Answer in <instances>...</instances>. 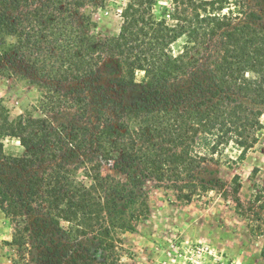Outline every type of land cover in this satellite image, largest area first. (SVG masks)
<instances>
[{"label": "trees", "instance_id": "16d2710c", "mask_svg": "<svg viewBox=\"0 0 264 264\" xmlns=\"http://www.w3.org/2000/svg\"><path fill=\"white\" fill-rule=\"evenodd\" d=\"M108 3L0 0V80L36 86L45 114L12 117L0 97V210L14 224L8 243L46 248L36 264H124L118 234L148 219L147 181L186 187L191 202L207 160L196 143L211 139L215 153L234 142L244 157L264 128V8L171 0L167 12L129 0L120 31L106 35L91 10ZM64 108L77 116L55 124L50 113ZM9 138L22 153L6 152Z\"/></svg>", "mask_w": 264, "mask_h": 264}, {"label": "rangeland", "instance_id": "374dc122", "mask_svg": "<svg viewBox=\"0 0 264 264\" xmlns=\"http://www.w3.org/2000/svg\"><path fill=\"white\" fill-rule=\"evenodd\" d=\"M128 1L109 0L105 10H91L96 31L106 35L118 33L122 24L120 12ZM158 3L162 9L172 12L171 0H158ZM262 8L264 0H228L224 12L231 10L239 15L244 10ZM183 44L184 38L173 43V53L178 54ZM115 68L116 61L112 59L103 65L106 72ZM143 75L138 72L137 81ZM0 97L4 98L12 117L25 110L34 116L45 115L38 108L39 90L25 81L1 79ZM260 108L264 125V105ZM77 114L78 110L64 108L52 111L49 116L59 124L73 121ZM4 143L7 153L24 150L18 139L9 138ZM195 151L207 160L197 171L200 178L196 180L197 192L191 202L180 197L189 192L186 187L156 180L146 182L148 219L139 222L135 232L118 234L116 251L124 264H264V128L244 157L234 142L220 146L214 153L211 139L199 140ZM103 173L126 179L112 165H105ZM79 176L83 177L82 172ZM201 178L212 182L206 191ZM13 232L14 224L0 210V264H36L35 259L46 248L34 244L29 250H23L8 243ZM54 240L51 247L60 245L57 237Z\"/></svg>", "mask_w": 264, "mask_h": 264}]
</instances>
